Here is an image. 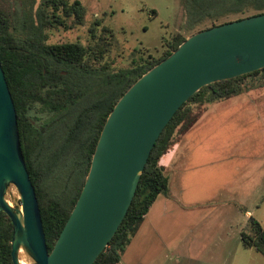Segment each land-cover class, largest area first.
Returning <instances> with one entry per match:
<instances>
[{"label":"rangeland","instance_id":"1","mask_svg":"<svg viewBox=\"0 0 264 264\" xmlns=\"http://www.w3.org/2000/svg\"><path fill=\"white\" fill-rule=\"evenodd\" d=\"M38 1L0 0V14L8 25L0 35L15 42L25 68L38 63L27 104L25 142L44 163L54 161L45 176L47 206L73 196L84 183L86 170L76 137L82 135L102 95L114 86L104 79L107 74L84 75L76 66L51 60L43 47L91 45L88 29L100 19L115 35L105 66L117 72L129 69L133 59H160L168 50L166 42L176 37L188 38L240 15L211 19L209 15L227 9L220 3L192 27L190 0H78L86 11L81 26L40 28L34 24ZM256 80L251 77L244 83L257 85ZM239 96L246 99L242 107L236 105L242 118L231 109L225 114V102L189 106L198 117L191 130L202 118L206 122L201 129L206 133L191 140L197 148L192 157L199 163L198 175L177 191L184 214L169 216L164 221L169 230L159 233L160 242L174 238L173 244L159 247L156 241L148 242L152 264H264L262 255L242 243L243 235H253L252 220L264 227V88ZM6 199L20 206L15 187L8 189ZM19 261L32 264L22 250Z\"/></svg>","mask_w":264,"mask_h":264},{"label":"water","instance_id":"2","mask_svg":"<svg viewBox=\"0 0 264 264\" xmlns=\"http://www.w3.org/2000/svg\"><path fill=\"white\" fill-rule=\"evenodd\" d=\"M264 68V13L199 31L141 76L108 115L80 195L48 252L17 116L0 64V214L12 224L11 261L94 264L116 234L160 134L201 88ZM13 186L20 206L6 199Z\"/></svg>","mask_w":264,"mask_h":264},{"label":"trees","instance_id":"3","mask_svg":"<svg viewBox=\"0 0 264 264\" xmlns=\"http://www.w3.org/2000/svg\"><path fill=\"white\" fill-rule=\"evenodd\" d=\"M220 3H226L227 9H224L223 12L212 14L213 16L209 15L211 19L218 21L230 15H240V17L217 25L214 24L211 27L264 13V0H190L191 26L201 23L204 18L203 14H211L213 7L214 9L220 8ZM85 16V8L78 0H74L72 3L68 0H39L34 12V24L40 28L45 26L69 28L71 26H81ZM199 16L200 18L195 21ZM7 29V22L0 14V34ZM88 35L91 40V45L88 46L73 43L63 46L47 45L42 48L43 53L51 60L76 66L84 75L107 74L104 79L114 86L111 91L102 95L95 114L82 135L76 137L83 166L86 170L85 178L103 125L117 101L141 76L170 56L187 39L179 36L172 41L166 42L168 50L165 51L160 59H153L149 56L147 59L140 57L138 61L133 59V65L129 69L115 72L110 71L108 65L105 66L106 62H104L115 37L113 31L107 28L100 19H96L89 27ZM95 62H98L99 67H96ZM0 64L13 100L21 151L30 181L35 190L46 246L48 252H50L74 208L84 183L73 196L64 198L62 202L49 201V204L45 206V176L53 167L54 161L51 160L48 163H44L36 157L33 149L25 142L27 104L31 98V85L37 74L38 63L34 62V66L25 68L15 42L11 38L0 35ZM251 77L258 79L256 80L258 81L257 85L244 83L246 79ZM258 88H264V68L231 80L207 85L191 96L177 110L150 152L127 214L116 234L94 264H118L131 239L137 234L150 207L159 195L167 193L168 181L164 168L159 165V160L197 123L198 117L193 115V110L189 106L196 104L208 106ZM251 231L252 236H242L243 246L253 249L264 257V227H261L257 221L252 220ZM11 236V221L4 213H1L0 264H12L10 256Z\"/></svg>","mask_w":264,"mask_h":264},{"label":"crops","instance_id":"4","mask_svg":"<svg viewBox=\"0 0 264 264\" xmlns=\"http://www.w3.org/2000/svg\"><path fill=\"white\" fill-rule=\"evenodd\" d=\"M249 93L250 92L244 94ZM236 97L240 96H233L211 105L225 102V114H227L230 109L237 111L236 105L239 104L242 107L241 102H245L246 99H239ZM252 99L254 102H256L255 98ZM207 110L208 108L206 109L205 113ZM237 114H239L241 118L243 117L242 113L238 111ZM204 123L206 122L202 118L201 123L197 126V128H193L192 130L190 129L188 132H186L180 138V140L160 158L159 165L164 168V173L168 181V191L166 194L159 195L153 205L150 207L137 234L131 239L129 245L121 255L118 264H152L153 259L147 257L146 253L148 242L152 243L153 241H156L159 247H168L170 244H173L172 242L174 238L171 239L167 244L166 242H160L159 239L162 237L159 233L162 231L164 234H166V231L169 230V223L164 222L169 218V216H174L175 214H184L183 209H181L180 206L182 199L179 200V196H181V194L177 191L178 189H182L184 182H189L191 184L198 175L197 168H199V163H195L194 158L192 157L193 153H197V148L196 146L191 145V140L197 138L198 136H203L204 133H206L207 130H201ZM183 194L184 193H182V196ZM156 227L160 229L157 228L156 230Z\"/></svg>","mask_w":264,"mask_h":264},{"label":"bare ground","instance_id":"5","mask_svg":"<svg viewBox=\"0 0 264 264\" xmlns=\"http://www.w3.org/2000/svg\"><path fill=\"white\" fill-rule=\"evenodd\" d=\"M201 90V89H200ZM243 92V91H242ZM239 94V93H238ZM11 205V203H9Z\"/></svg>","mask_w":264,"mask_h":264}]
</instances>
